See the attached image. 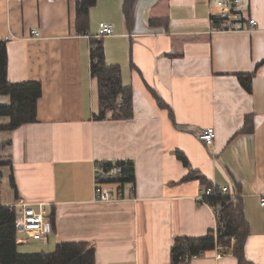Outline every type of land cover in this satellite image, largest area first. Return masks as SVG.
Listing matches in <instances>:
<instances>
[{
  "label": "crops",
  "instance_id": "0c3cea01",
  "mask_svg": "<svg viewBox=\"0 0 264 264\" xmlns=\"http://www.w3.org/2000/svg\"><path fill=\"white\" fill-rule=\"evenodd\" d=\"M212 3L97 0L83 32L75 25L76 0H0L8 80L43 87L38 120L0 133V167L15 179L12 204L23 198L56 212L48 242L31 240L24 253L86 242L95 247L97 264H171L176 237L216 232V212L196 201L202 188L216 185L239 193L250 227L246 258L264 264V0H244L258 26L243 32L217 29ZM101 22L112 24L114 34L99 38ZM96 39L134 92L130 119L94 118L99 97L90 51ZM238 74H253L251 91ZM248 116L253 130L242 132ZM206 127L216 130L212 146L200 137ZM127 160L135 182L124 186V198L96 202L94 164ZM193 172L205 184L186 179ZM190 264L238 260L216 248Z\"/></svg>",
  "mask_w": 264,
  "mask_h": 264
},
{
  "label": "trees",
  "instance_id": "16d2710c",
  "mask_svg": "<svg viewBox=\"0 0 264 264\" xmlns=\"http://www.w3.org/2000/svg\"><path fill=\"white\" fill-rule=\"evenodd\" d=\"M76 27L79 31L87 32L89 29L90 10L97 0H76ZM131 7L126 2L124 13L127 22L131 20ZM155 23V21H152ZM216 24V23H215ZM222 26L216 24V28ZM91 73L98 83L99 113L95 119H130L133 117L132 88L122 82V69L118 64H108L105 58L104 46L101 40H93L90 51ZM242 86L252 90L253 74H238ZM43 93L42 83L38 81H24L12 83L8 80V47L0 40V96L9 97L8 104H0V133L13 131L21 126L34 123L38 120V103ZM160 105L165 103L159 98ZM251 118L248 116L242 132H251ZM177 157L189 166V161L182 153ZM123 162V161H122ZM125 174L114 184L116 188L123 189L126 184L135 182V168H129ZM200 178L205 184L203 176L193 172L186 179ZM12 176L10 184L17 194V187ZM17 197V196H16ZM232 199L229 195L212 197L211 202L217 208L218 226L216 232L212 231L201 237L178 236L171 247V264H190L194 256L205 255L214 251L218 246L231 252L238 260V264H254L246 258L245 244L250 234V227L246 220L241 200ZM17 209L3 205L0 196V264H97L96 249L86 242H67L56 245L54 251H41L38 253H21L18 250L15 220ZM50 232L56 230L55 209L49 210ZM234 239V240H233Z\"/></svg>",
  "mask_w": 264,
  "mask_h": 264
},
{
  "label": "built area",
  "instance_id": "2783aa9c",
  "mask_svg": "<svg viewBox=\"0 0 264 264\" xmlns=\"http://www.w3.org/2000/svg\"><path fill=\"white\" fill-rule=\"evenodd\" d=\"M212 22L219 24L222 30L244 31L257 28V19L250 18L244 7V0H213L210 14ZM114 34L112 24L101 22L97 36L105 37ZM38 36L39 32H35ZM201 132V139L206 146H212L216 139V130L214 127H206ZM132 161L108 163L96 162L93 168V184L95 187L96 202H113L124 198V190L116 189L113 185L121 178H127L125 172L132 167ZM134 165V164H133ZM1 184V180H0ZM134 190V188H133ZM229 195L232 199H238V192H231L228 186L209 185L202 188L196 198L199 205H205L213 209L217 214V208L212 204L211 198ZM264 207V198L261 201ZM10 207L17 209L15 228L17 232V244L23 245L31 240H39L44 243L48 242L49 229V210L44 203L32 204L23 198H18ZM234 240V239H233ZM217 248L222 249V246ZM202 256V255H200ZM196 255L193 258H198Z\"/></svg>",
  "mask_w": 264,
  "mask_h": 264
},
{
  "label": "rangeland",
  "instance_id": "374dc122",
  "mask_svg": "<svg viewBox=\"0 0 264 264\" xmlns=\"http://www.w3.org/2000/svg\"><path fill=\"white\" fill-rule=\"evenodd\" d=\"M0 98H6L5 96L0 97ZM0 104H6L5 102H3L2 100L4 99H0ZM4 138L5 135L2 133L0 134V159L3 158L5 156V154H3V150H2V145L4 143ZM0 166H2V164H0ZM0 173H2V180H1V184H0V195H2L3 198V202L5 203H12L13 199H14V192L13 189L11 187L10 184V177H11V173L9 168L7 167H0ZM37 242H41L39 240H37ZM20 252L24 253L27 249L28 245H20ZM224 249V248H223ZM222 250V249H221ZM44 251H48V250H44ZM54 251V250H51ZM27 253V252H26ZM38 253V252H35Z\"/></svg>",
  "mask_w": 264,
  "mask_h": 264
}]
</instances>
